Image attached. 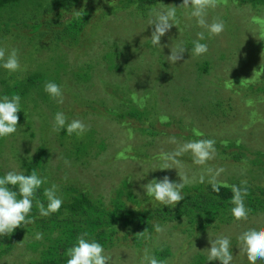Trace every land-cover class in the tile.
Here are the masks:
<instances>
[{
  "label": "rangeland",
  "instance_id": "rangeland-1",
  "mask_svg": "<svg viewBox=\"0 0 264 264\" xmlns=\"http://www.w3.org/2000/svg\"><path fill=\"white\" fill-rule=\"evenodd\" d=\"M183 2L184 0L164 1L153 6L146 14L134 6H118L110 12L104 11L103 8L86 27L83 41L78 45L68 44L69 46H65L60 53L62 60L66 58L67 65L51 60V51L46 49H43L44 57L42 52L37 54L27 39L25 42L10 37L0 45L5 58L12 48L17 50V56L21 54L26 57V63L20 60L19 64L23 71L26 70L27 60L28 63L34 61L31 63L33 67L45 66L47 73L55 80H62L61 112L70 121L78 119L87 126V131L81 135L82 138L79 137V142V138L70 136L66 141L67 146L63 147L77 144L91 150L95 156L83 165L77 162L78 170L74 169L73 174L85 177L88 181L95 180V192L99 191L104 196L111 194L112 187L122 189L126 180L130 183L129 192L142 197L141 200H147L149 198L142 185L152 179H163L164 176L177 183L182 182L179 175L186 176L190 180L186 185L199 183L202 176L207 183L210 176H215L216 182L228 181L240 175L245 178H263L247 161L235 162L225 158L216 149L212 158L204 164L194 163L192 153L186 151L176 157L179 164L169 162L173 168L163 169L165 172L158 169L164 163L160 159L162 153L175 152L181 145L203 135L216 141L230 140L229 136L232 134L248 141L255 137V140L248 144L264 149V91L255 89L250 93L245 81L246 78L257 75L259 85L264 86V8L238 6L232 0H210V4L214 6L205 9V19L208 23L214 19L223 20L224 30L209 39L205 29L190 15L191 4ZM105 6L106 4L103 7ZM165 8H176V25H172L161 37V46H153L151 35L155 25H149V22L154 19L155 10ZM198 32H205L206 38L202 43L207 44L208 51L195 56L190 54V49ZM180 44H183L186 50L181 54L180 60L172 63L167 56L171 54V47L175 49ZM37 57H40L39 61L36 60ZM206 68H210V71L206 72ZM18 73H21L20 69ZM85 74L84 82L82 77ZM234 78L242 79L237 83L241 92L230 101V94L226 91L230 90V84L236 83ZM222 79L228 80V84H222ZM212 82L215 83L211 84ZM134 92L146 96L145 104L153 121H157V116L160 115H172L176 126L180 123L183 130L168 128L169 134L149 136L130 128L125 129L123 124L115 120V115L122 109L123 97ZM48 99L51 104H56L50 96ZM80 102H85L87 107L94 102L91 107L96 106L98 109L79 108ZM107 107L115 110L109 114L99 112ZM49 108L46 104L36 107L49 117L43 118L42 126L38 125L41 132L38 130V135L44 138L50 133L49 122L54 117V112ZM172 131L176 134H171ZM24 136V132L19 130L18 138L22 139ZM50 136L55 137L54 134ZM107 139L109 147L103 151L104 149L99 147L106 145ZM18 141L12 137L5 141L0 140L2 146L3 143L7 146L4 155L9 154L8 157L13 158L6 163L2 161L6 170L20 171L13 154L18 149ZM41 142L42 139L38 136L33 146L37 147ZM49 142L52 144V141ZM24 145L29 149L33 148L25 142ZM53 146L56 148L51 161L54 167L50 176L54 178L57 171V176L62 179L64 169L55 167L65 165L66 153L57 142ZM69 148L71 149L72 145ZM1 149L3 150V147ZM72 150L71 160H77L80 153H72ZM129 150H133L137 155L134 157ZM116 152L119 158L115 159ZM127 168H130L128 178L124 177ZM66 174L70 179L71 175ZM68 179L54 183L57 185V195L62 197ZM263 219L262 216L256 217L253 225L260 226ZM246 222L247 218L241 221L233 219L231 223H224L218 229H206L199 233L195 241L192 240V247L191 244H185L190 241L188 235L180 238L183 228L177 230L172 228L171 224L165 238L172 243L174 252H178L182 245L188 246L185 252L181 253L182 260L178 263L173 261L174 264H190L197 251L205 252L208 256L209 235L213 239L218 235L230 238L233 256L231 264H249L246 251L237 240ZM251 223L252 221H248L247 225ZM35 234L25 236L22 244L17 246L13 253L1 256L0 264H34L38 253L28 244L37 241ZM155 238L159 239L154 237L153 240ZM134 253L137 258L135 250ZM204 264H220V261L205 260ZM256 264H264V261L258 260Z\"/></svg>",
  "mask_w": 264,
  "mask_h": 264
},
{
  "label": "trees",
  "instance_id": "trees-1",
  "mask_svg": "<svg viewBox=\"0 0 264 264\" xmlns=\"http://www.w3.org/2000/svg\"><path fill=\"white\" fill-rule=\"evenodd\" d=\"M164 1L169 0H0V45L10 37L24 41L27 39L37 54L42 52L44 57L43 49H46L51 51V60L60 61L62 65H67L66 58L62 60L60 53L63 52L65 46H69L68 44L78 45L83 41L86 36V27L103 11V8L104 11L110 12L118 6H134L146 14L153 6ZM232 1L238 6L254 9L264 8V0ZM105 4L106 6L103 7ZM39 59L40 57L36 58L38 61ZM20 60L26 63L24 55L19 54V64H21ZM1 62L2 60H0ZM31 63L34 61L28 63L27 60L26 70L23 71L21 67L19 68L21 73H18L19 69L15 72H8L0 67V95H8L9 97L19 95L23 109L18 112L17 131L8 137L0 138V140L4 139L5 141L9 137L19 140L18 149L13 152L15 162L19 164L18 169L21 172L30 174L32 171H36L44 178L45 183L37 191L36 197L45 206L47 200L43 195L44 188L62 179H68L66 173L70 174L71 178L64 185L67 187L65 192H62V197L60 196L63 203L58 212L47 217H41L34 202L30 213L32 223L17 227L11 234L0 237V257L13 253L28 234L40 233L42 238L28 244L38 253V258L34 260V264H66V250L76 242L78 235L86 232L89 238L95 239L103 245L105 254L111 257L109 264H140V259L146 251L154 255L157 260L162 261L163 264L178 263L182 260L181 253L185 252L188 247L186 245L191 244L192 247V240L195 241L200 232L209 228L218 229L222 224H229L231 220L235 219L231 214L233 207L230 203L231 185H239L242 180L247 182L245 185L247 195L244 197L246 218L247 222L252 221L250 225H247L246 222L243 231L257 226L253 225L256 217H264V149L248 144L249 142L252 143L255 137L248 141L244 137L232 134L229 136L230 140L216 141L214 138L203 135L196 137L195 140L208 139L214 141V149L218 150L225 158L235 162L247 161L256 173L262 174L263 178L257 176L245 178V176L240 175L230 178L228 181H217L221 185L218 193L213 192L211 185L207 182L185 185L182 189L184 199L178 202L175 207L163 206L156 201L150 202L146 198L141 200L142 197L137 196L134 192H129L130 183L127 180L122 189L112 187L108 197L99 191L95 192L97 187L95 180L88 181L85 177L73 174L74 169L78 170L77 162L83 165L95 155L91 153L89 148L83 147L84 145L71 144L72 153H80L77 160H71V149L69 148L71 145L67 148L63 147L67 146L68 137L79 138L80 136L68 135L63 129L59 132L54 131L53 118L49 122V135L46 138L38 135V130L40 132L38 125L42 126L43 118L47 116H45L44 111H38L36 107L46 104L54 114L63 109L58 103L51 104L48 99L49 95L44 91V84L53 81L61 86L62 80H55L52 75L47 73L44 65H42L44 67L36 68ZM205 71L209 72L210 68H206ZM82 80L86 81V74ZM231 80L229 81L231 82ZM234 80L236 83L230 84V90L227 89L226 91L230 94L228 97L230 101H233V97L241 92L237 83L241 82L242 79L234 78ZM245 81L248 83L247 88H249L250 93L251 90L255 89L260 92L264 91V86H260L257 81V75L254 77L252 75ZM221 83L228 84V80L222 79ZM145 101L146 96L139 92L128 93L127 97H123L122 109L115 115V120L123 124L125 129L130 128L137 133L140 131L149 136L152 134H169L168 128L169 130L176 129V131L183 130L179 122V126H176V120L172 115H160L157 116V121H153ZM93 103L87 107L85 102H80L79 108L98 109L96 106L91 107ZM114 110L107 107L106 110L99 112L109 114ZM68 121L70 120L68 119ZM159 127L164 128L160 129ZM19 130L25 134L22 139L18 138ZM170 133L176 134L174 131ZM51 134H54L55 137H51ZM38 136L41 137L42 142L34 147L33 144ZM80 138L77 139L78 142ZM49 141H52V144ZM24 142L36 150L29 149L28 146L24 145ZM55 142L62 146L66 153L65 165L55 167L56 169L59 167L64 169L62 179L57 176V171L54 173V178L50 176L52 167H54L51 161L56 148L53 146ZM108 147L107 139V144L101 145L99 148L105 151ZM5 148H7L5 143L3 146L0 144V175L11 171L6 170L2 164V161L6 163L12 158L8 157L9 154L4 155ZM129 153L133 154L134 157L137 155V153L134 154L133 150H129ZM114 158H119L117 152ZM129 171L130 168H127V174L124 177H129ZM117 189L119 190L115 192ZM171 224L172 228L177 230L183 228L180 238H185L188 235L187 238L191 241H186V245H182L178 252H174L172 243L165 238L167 229ZM154 225H159L161 231L156 232ZM261 225H264V219ZM154 237H159V239L153 240ZM134 250L137 252V258L134 255ZM192 259L190 264H204L205 260L207 262V255L205 252L197 251ZM233 262L238 261L233 260Z\"/></svg>",
  "mask_w": 264,
  "mask_h": 264
},
{
  "label": "clouds",
  "instance_id": "clouds-1",
  "mask_svg": "<svg viewBox=\"0 0 264 264\" xmlns=\"http://www.w3.org/2000/svg\"><path fill=\"white\" fill-rule=\"evenodd\" d=\"M184 4H191L190 15L196 19V23L203 27L207 33V38L219 35L224 30V22L220 19H214L208 23L205 19V9L214 6L210 0H184ZM155 25L151 35L153 46H161L160 40L164 33L172 26L176 25V8H165L154 11V19L149 25ZM205 32H198L197 38L192 41L190 54L200 56L208 51L205 40ZM186 50L183 44L175 49L171 47V54L168 57L170 62H176L181 59V54ZM0 67L8 72H15L19 68L17 50L12 48L5 53L0 49ZM44 91L58 104L63 103V93L60 85L53 81L44 84ZM23 110L21 107V98L19 95H0V138L8 137L17 131L18 112ZM53 130L59 132L63 129L68 135L75 134L81 136L87 131V126L78 119L68 121L66 115L58 111L53 117ZM174 142V138H173ZM190 151L194 163L204 164L212 158L214 153V141L208 139H197L181 145L175 152L162 153L160 159L164 161L158 169L173 168L171 164H179L176 157L183 152ZM176 168V167H174ZM211 172V170H209ZM219 172L216 173L218 175ZM182 182H173L167 176L163 179H152L147 184L142 185L149 201H156L165 206L175 207V205L184 199L182 189L190 180L186 176L179 175ZM204 182V177L200 178ZM45 183V180L36 171L25 174L21 171L11 170L0 175V237L11 234L14 229L32 223L30 215L33 203L35 202L41 217H47L52 213L58 212L63 203L62 198L57 195V185L52 184L43 190L46 197V206L37 199L36 193ZM208 183L213 192H219L221 185L215 181V176H210ZM246 181H240L239 185H231L232 197L230 203L233 205L231 214L236 220L247 217L244 197L247 195L245 187ZM156 232H160L159 225H154ZM36 239L41 238L40 233L35 234ZM239 244L243 245L246 251L249 264H256L258 260L264 261V225L250 227L237 237ZM210 247H208L207 262L219 260L220 264H231L232 244L227 236H216L214 239L209 235ZM66 264H109L110 256L105 254L103 245L95 239L89 238L88 233H82L77 236L76 242L66 250ZM140 264H163L162 261L148 253L142 255Z\"/></svg>",
  "mask_w": 264,
  "mask_h": 264
},
{
  "label": "bare ground",
  "instance_id": "bare-ground-1",
  "mask_svg": "<svg viewBox=\"0 0 264 264\" xmlns=\"http://www.w3.org/2000/svg\"><path fill=\"white\" fill-rule=\"evenodd\" d=\"M118 121V120H117Z\"/></svg>",
  "mask_w": 264,
  "mask_h": 264
}]
</instances>
